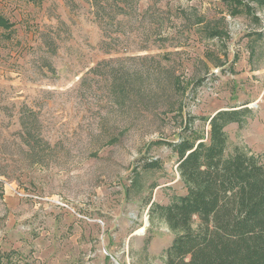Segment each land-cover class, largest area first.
I'll return each mask as SVG.
<instances>
[{
	"label": "rangeland",
	"instance_id": "obj_1",
	"mask_svg": "<svg viewBox=\"0 0 264 264\" xmlns=\"http://www.w3.org/2000/svg\"><path fill=\"white\" fill-rule=\"evenodd\" d=\"M0 15V264H164L174 233L151 211L187 192L171 143L207 136L218 110L249 109L226 155L264 162L255 0H0Z\"/></svg>",
	"mask_w": 264,
	"mask_h": 264
},
{
	"label": "trees",
	"instance_id": "obj_2",
	"mask_svg": "<svg viewBox=\"0 0 264 264\" xmlns=\"http://www.w3.org/2000/svg\"><path fill=\"white\" fill-rule=\"evenodd\" d=\"M255 1L264 6V0ZM8 25L0 15V26ZM172 85L177 89V77ZM114 87L118 97L130 88L122 81ZM248 112V108L218 110L207 136L171 143L187 192L151 211L174 233L164 264H264V162L241 150L226 155V126L241 123ZM157 165L152 160L144 167Z\"/></svg>",
	"mask_w": 264,
	"mask_h": 264
},
{
	"label": "bare ground",
	"instance_id": "obj_3",
	"mask_svg": "<svg viewBox=\"0 0 264 264\" xmlns=\"http://www.w3.org/2000/svg\"><path fill=\"white\" fill-rule=\"evenodd\" d=\"M144 230V227H143V229L142 230H140V232H142Z\"/></svg>",
	"mask_w": 264,
	"mask_h": 264
}]
</instances>
